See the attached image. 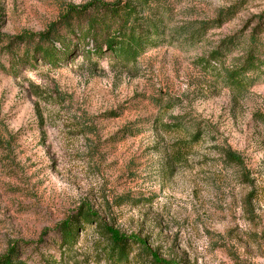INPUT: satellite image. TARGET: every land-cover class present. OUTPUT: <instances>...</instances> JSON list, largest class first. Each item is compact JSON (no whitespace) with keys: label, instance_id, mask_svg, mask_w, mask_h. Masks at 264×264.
Returning <instances> with one entry per match:
<instances>
[{"label":"rangeland","instance_id":"obj_1","mask_svg":"<svg viewBox=\"0 0 264 264\" xmlns=\"http://www.w3.org/2000/svg\"><path fill=\"white\" fill-rule=\"evenodd\" d=\"M92 1L0 0V36L41 33ZM159 1L172 29L209 25L202 42L171 40L126 65L87 57L90 44L74 41L57 68L12 71L0 44V258L13 250L20 264H150L135 247L115 262L103 225L173 264H264V76L232 92L199 62L247 36L264 0ZM239 49L226 67L239 64ZM176 119L180 130L162 128ZM82 209L101 226L79 224L63 244V225Z\"/></svg>","mask_w":264,"mask_h":264},{"label":"trees","instance_id":"obj_2","mask_svg":"<svg viewBox=\"0 0 264 264\" xmlns=\"http://www.w3.org/2000/svg\"><path fill=\"white\" fill-rule=\"evenodd\" d=\"M159 0H116L104 3L92 1L82 8H66L58 21L49 25L41 33L23 32L14 38L0 36V44L4 43L5 51L11 58L10 70L16 66L36 67L38 62L57 68L70 56L71 46L76 44L87 46L91 50L84 53L87 57L104 58L106 55L113 61L122 64H133L148 51L164 44H171V40L194 45L202 42L209 25L202 24L198 29L192 25L179 29L170 28L169 11ZM233 9L218 15L215 24L222 25L232 18ZM256 27L243 37H232L221 41L205 57L200 59L203 70L222 75L225 85L233 91H247L264 76V12L256 19ZM216 26V27H217ZM59 46V49L56 48ZM240 47L241 56L236 59L237 66L226 65V57L235 48ZM22 49L20 58L15 51ZM174 120L171 124L163 125L164 130H180L183 126ZM194 126V125H191ZM193 128V127H192ZM189 129L186 130L188 132ZM202 130L196 129L192 141H199ZM223 155L227 163L238 167L243 177L246 176L241 159L235 153L224 150ZM176 160L184 158L181 149L174 154ZM76 219H71L61 229L62 242L71 245L75 242L79 224L91 225L96 222L101 226L100 218L90 213L89 209L80 210ZM103 232L110 242V257L117 263L128 260L132 248H139L141 257H147L150 264H173L161 261L152 252L146 241L136 236H126L111 227L102 225ZM15 258V251L0 258V264H20Z\"/></svg>","mask_w":264,"mask_h":264}]
</instances>
